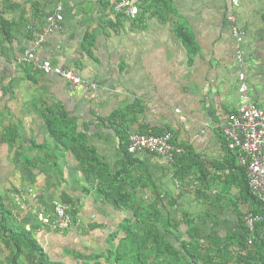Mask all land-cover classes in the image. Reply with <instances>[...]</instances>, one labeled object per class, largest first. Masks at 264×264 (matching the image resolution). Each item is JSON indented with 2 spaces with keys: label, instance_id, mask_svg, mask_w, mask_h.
I'll return each instance as SVG.
<instances>
[{
  "label": "crops",
  "instance_id": "obj_1",
  "mask_svg": "<svg viewBox=\"0 0 264 264\" xmlns=\"http://www.w3.org/2000/svg\"><path fill=\"white\" fill-rule=\"evenodd\" d=\"M131 1L140 10L135 20L117 14L107 0H0V26L13 27L10 37L0 30V195L12 228L36 239L48 264H120L121 242L130 228L141 234L148 226L146 207L160 196L164 219L157 229L178 250L192 239L189 226H176L168 214L187 215L210 238H196L203 252L216 253L209 258L239 264L231 260L241 249L234 235L245 232L249 200L224 127L241 102L242 72L264 112V0ZM59 5L63 30L48 34L33 61L74 70L99 85V98L24 62ZM234 26L245 32L244 65L236 60ZM180 30L192 38L190 45ZM49 109L62 121L65 143L49 129ZM114 113L126 115L117 121L122 127L112 124ZM11 127L19 132L14 146L3 139ZM147 130L171 132L185 149L191 187L165 157L125 151L126 133ZM69 145L91 149L86 158L96 167L85 166ZM109 185L112 196L129 202L109 198ZM57 200L73 205L65 232L37 218L39 212L54 216ZM8 233L0 237V264H40L29 246L19 252L20 241Z\"/></svg>",
  "mask_w": 264,
  "mask_h": 264
},
{
  "label": "trees",
  "instance_id": "obj_2",
  "mask_svg": "<svg viewBox=\"0 0 264 264\" xmlns=\"http://www.w3.org/2000/svg\"><path fill=\"white\" fill-rule=\"evenodd\" d=\"M108 5L111 6V3L109 0H107ZM0 30L3 31V33L10 37L12 35V25L8 23H3L0 26ZM179 35L184 39L185 43L190 45L192 43V38L183 32L182 30L179 31ZM91 38H87V44H90ZM92 43V42H91ZM92 45V44H90ZM48 126L50 131L54 134L57 141L59 143H65V136L67 133L62 129L61 123L62 121H58L59 118L56 117L55 112L51 109L48 110ZM126 118V115L120 116L119 113H114L111 117V122L113 125H117V121L122 119L123 122ZM117 127H122V125H117ZM149 130L144 131L142 133H147ZM154 132V131H153ZM129 133H126V144H125V151L129 153L128 151V145H129ZM155 134H162L164 132H154ZM19 138V132L17 128H8L3 136V139L8 142L10 145L14 146ZM227 139V138H226ZM172 142L174 143L173 139ZM228 144V141H227ZM229 147V145H228ZM69 148H72L74 152L79 157L80 161L85 164L87 167H96V165H93L92 158L89 156L90 150L88 147L83 146H70ZM183 148V147H182ZM232 150V149H231ZM87 151L88 153H86ZM185 149L183 148V152L179 155H177L176 159L173 163V166L176 169V177L177 179L182 183L187 185L188 187H191L192 184L195 182V179L192 178V162L191 160H188L186 155L184 154ZM130 154V153H129ZM185 155V156H184ZM240 163V153L238 152L236 155H234V161L237 160ZM92 165V166H91ZM238 170L241 175V185L243 186L247 198L249 200V209L247 213H253L256 216H263L264 217V203L261 202V200L258 198L257 195H255L250 187L249 180L247 177V168L246 166H243L240 163V166L238 167ZM97 171H100L99 169ZM99 174V173H98ZM101 175V174H99ZM186 182V183H185ZM108 197L113 199L119 204L125 203L127 204L129 201L123 202L122 198H118L114 195L115 189L111 185L108 187ZM201 190V188H200ZM180 195L175 196L174 200L172 199L169 203L173 206V204L177 203L179 201ZM69 204H71V201H66ZM163 205H165L164 200L158 196L156 200L152 203V205H149L146 207V215L143 217V221L148 223V226H146L145 229L142 230L141 234H137L134 229L132 230L130 228L129 234L127 238H125L118 249V259L120 261V264H150L151 261L155 258L159 260L158 264H166L168 262L172 264H181L186 262L187 264H200V260H202L205 256V262L203 264H222V260H217L216 257L209 258L208 256L215 255L216 253L211 251L203 252L202 243L200 241H196V238L200 239H209L210 238L205 235L201 229L198 227H192V223L189 219V217L183 216L180 218V220H177L176 217L171 216L168 214L169 220L173 222L176 226L179 224V222L186 223L189 226L188 233L191 236V241L188 244H185L184 249L185 250H178L173 243L168 240L166 237H164L159 230L157 229V225H159L160 222H163L164 219V212H163ZM73 205H71V212L73 213L72 209ZM143 209V208H142ZM244 215V230L245 232L237 235L234 237L236 239H239L238 246H240L239 253H236L235 258L231 259L232 262L234 260L239 262V264H264V221L258 222L256 224L255 230H250L249 227L246 224V215ZM144 215L142 212L137 213V217L140 218ZM13 218L11 216V213H9L5 207V203L3 201V197L0 195V237H5L4 233L9 232V236L12 240L20 242H17V246L19 248V252L21 251L23 246H29L32 251H34L37 254V259L39 260L40 264H48V259H46V255L43 252L42 248L38 245L36 239L32 238L31 235L26 234L25 232H18L12 228V221ZM194 240V241H193ZM215 242L219 243L218 239H211ZM23 241V243L21 242ZM220 244V243H219ZM238 248L235 249V252H238ZM15 256V261H17V255ZM222 253L224 251H221ZM169 259V261L167 260ZM176 262H175V261ZM153 262V261H152Z\"/></svg>",
  "mask_w": 264,
  "mask_h": 264
},
{
  "label": "built area",
  "instance_id": "obj_3",
  "mask_svg": "<svg viewBox=\"0 0 264 264\" xmlns=\"http://www.w3.org/2000/svg\"><path fill=\"white\" fill-rule=\"evenodd\" d=\"M109 1L113 6V10L124 18L135 20L140 15L139 8L131 0ZM62 11L63 6L59 5L56 12L46 18V26L34 41L33 49L27 50L24 62L46 74L60 76L74 86L84 87L93 93L96 98H99V85L81 77L74 70L54 67L50 62L33 61V52L45 43L48 34L63 30L58 15ZM230 20L235 21L232 17ZM233 31L237 41L236 60L240 65H244L243 43L245 32L237 26H234ZM239 95L241 102L238 111L230 116L224 127V134L229 148L240 153V163L247 168V177L253 193L264 203V112L254 105L249 95V86L244 72L239 75ZM172 139L173 134L171 132L162 134H155L153 130H149L147 133L131 132L129 134L128 151L131 154L148 151L174 162L177 155L183 152V148L175 145ZM30 192L34 194L32 189ZM54 207V216L39 212L37 214L38 220L61 232L71 229L73 222L71 204L57 200L54 202ZM263 221V216H256L253 213H247L246 215V224L250 230H255L256 224Z\"/></svg>",
  "mask_w": 264,
  "mask_h": 264
},
{
  "label": "clouds",
  "instance_id": "obj_4",
  "mask_svg": "<svg viewBox=\"0 0 264 264\" xmlns=\"http://www.w3.org/2000/svg\"><path fill=\"white\" fill-rule=\"evenodd\" d=\"M130 153V152H129ZM154 154V153H153Z\"/></svg>",
  "mask_w": 264,
  "mask_h": 264
}]
</instances>
